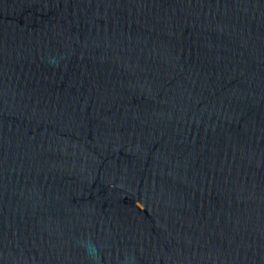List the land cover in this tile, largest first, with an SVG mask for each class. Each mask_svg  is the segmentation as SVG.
<instances>
[{
    "label": "water",
    "instance_id": "water-1",
    "mask_svg": "<svg viewBox=\"0 0 264 264\" xmlns=\"http://www.w3.org/2000/svg\"><path fill=\"white\" fill-rule=\"evenodd\" d=\"M0 264H264V0H0Z\"/></svg>",
    "mask_w": 264,
    "mask_h": 264
}]
</instances>
